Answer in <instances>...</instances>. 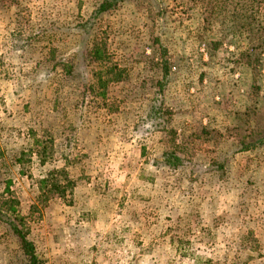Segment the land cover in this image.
I'll use <instances>...</instances> for the list:
<instances>
[{"label":"rangeland","instance_id":"1","mask_svg":"<svg viewBox=\"0 0 264 264\" xmlns=\"http://www.w3.org/2000/svg\"><path fill=\"white\" fill-rule=\"evenodd\" d=\"M104 1L0 0L3 211L37 264H264V0Z\"/></svg>","mask_w":264,"mask_h":264},{"label":"trees","instance_id":"2","mask_svg":"<svg viewBox=\"0 0 264 264\" xmlns=\"http://www.w3.org/2000/svg\"><path fill=\"white\" fill-rule=\"evenodd\" d=\"M119 0H105L101 6L98 8V10L95 12L96 15H101L109 10H111L116 3ZM117 68L113 67L110 70H108L106 72V76H101L98 81L103 84H108L110 82H119L122 81V71L118 70ZM264 144V137L260 138L258 141H256L255 143L252 144V148L253 147H257L259 145H263ZM56 171H53V174H56ZM49 177H53V179H50ZM48 178L44 179L41 181L42 184V188H47V190L45 191V193L51 194V192H53L54 194H58L59 196H64L66 191H67V185L66 184H62L58 181L57 177L54 175L49 176ZM4 202L0 201V219L7 223L13 233L15 235H17L20 238L21 244L23 246V249L25 251V253L31 258V261L33 262V264H37L38 263V257L36 256L35 250H34V246L33 244L28 240L27 237V233L24 232L23 229H21L20 227H22V225L25 224V220L24 218H19L17 216L16 212H13L12 215L8 214V212H4L3 209L4 207L2 206ZM7 215V216H6Z\"/></svg>","mask_w":264,"mask_h":264}]
</instances>
